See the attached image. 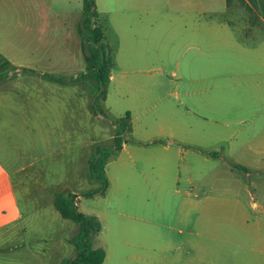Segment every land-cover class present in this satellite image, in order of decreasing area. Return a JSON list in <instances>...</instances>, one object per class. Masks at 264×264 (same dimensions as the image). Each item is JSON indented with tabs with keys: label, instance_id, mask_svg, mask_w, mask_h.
I'll return each instance as SVG.
<instances>
[{
	"label": "crops",
	"instance_id": "1",
	"mask_svg": "<svg viewBox=\"0 0 264 264\" xmlns=\"http://www.w3.org/2000/svg\"><path fill=\"white\" fill-rule=\"evenodd\" d=\"M244 1L264 26L262 0ZM96 3L100 18L106 16L116 34L118 47L117 51L110 44L116 66L108 82L118 92V100L109 104L108 90L104 105L109 115H116V120L130 114L132 125L123 149L106 166L108 178L109 168L116 164H120L125 174V159L136 161L133 152L137 161L145 162L147 170L151 168L157 176L168 170L179 179L176 170L188 155V143L200 137L206 140L202 143L204 149L217 147L212 152H203L208 161H217L223 168L232 169L235 175L249 178L252 196L257 188L264 190V36L259 42L242 37L236 26L225 18L230 8L228 0H96ZM82 15L83 0H0V148L3 149L0 153V241L8 234L17 235L23 229L26 232V227L21 228L23 219L30 223L45 208L42 204L40 208L30 206L28 214L31 215H24L23 190L15 181V172L26 167H20L24 162L19 161V154L12 157V139L18 131L25 140L29 135L33 138L35 130L39 132L36 124H50L51 117L60 121L55 123L56 132L64 131L61 127L64 115L73 122L81 117V108L76 107V101L80 102L76 81L60 83L44 75L69 76L75 80L86 73L87 63L78 32ZM101 25L105 32L104 24ZM124 48L125 68L117 74L116 52ZM170 74L185 75L187 82L182 93H179L182 84L165 82ZM34 75L45 79L36 89ZM172 98L174 102L170 101ZM60 117L63 118L60 120ZM139 134H151L154 141L142 144L146 141ZM3 138L12 141L5 144ZM59 142L63 144L64 140ZM146 147L152 150H145ZM28 149L19 148L21 157H25ZM74 152L70 147L54 155L60 157ZM93 155L87 160L89 171ZM45 158L35 159L41 170H48L41 164ZM30 161H25L28 169L33 167L30 165L34 159ZM70 162L74 164L75 159ZM138 168L141 170L140 165ZM109 182L111 185L110 178ZM62 193L80 195L74 189ZM225 204L226 200H222L220 210L213 212L170 214L179 220V235H190L188 242L163 240L156 232L159 224L156 220L160 221L161 215L125 214V232L130 235L125 234L124 243L138 251L128 262L264 264L262 235L252 230L237 235L239 228L241 232L258 223L243 210L240 199L234 201L233 210H225ZM254 206L261 208L258 204ZM253 214L264 216V210ZM195 219L203 221L195 223ZM225 220L231 221L230 226H236V234L230 232L221 242L193 240L194 235L224 231ZM136 235L137 243L128 241L130 238L136 241ZM107 261L106 252L103 264ZM119 262L120 258L114 264Z\"/></svg>",
	"mask_w": 264,
	"mask_h": 264
},
{
	"label": "rangeland",
	"instance_id": "2",
	"mask_svg": "<svg viewBox=\"0 0 264 264\" xmlns=\"http://www.w3.org/2000/svg\"><path fill=\"white\" fill-rule=\"evenodd\" d=\"M225 18L236 26L242 37H252V42H259L264 36V26L259 22V16L249 11L239 0L231 3ZM100 23L106 28L107 42L114 45V49L118 51L117 36L109 26L108 18L101 17ZM82 55L84 58L83 49ZM116 61L118 63L116 73L118 74L125 68V48L118 54L116 52ZM75 69L79 71L78 67ZM42 79L45 80L40 75H34L35 89L38 84H42ZM66 79L68 83L72 81L69 76H66ZM164 80L170 85L182 84L179 93L185 89L187 82L185 75L180 74L177 76L170 74ZM73 82L80 87L79 92L78 88L76 90V95H80V102L76 101V107L81 108L80 118L76 117V121L73 122L68 121L71 118L64 115L61 121L64 131L56 132L55 123L60 121H55L56 117L51 120V117L50 124H36L39 132L35 130L33 138L29 135V138L25 140L18 131V137L12 139L15 145V148L12 145V157L19 154V161L24 162L21 168H27L29 164L26 165V163L34 159V163H30V166H33L31 169L25 168L15 172V181L23 190L21 205L24 215H31L28 214L31 212L30 206L40 208L42 204L41 207L45 208L39 214L34 215L30 223L29 220L23 219L21 228L26 227V232L23 229V232L17 235L4 236V239L0 241V264H60L63 259L72 258L75 255L72 237L78 230V225L60 216L52 204L53 199L57 193L74 189L78 194L83 195L97 191L101 187V183L92 178L87 160L94 154L93 158L100 147H114L115 126L113 122L116 120V115H109L104 100L99 101L100 113L98 115L93 109L95 94L90 88L95 83L93 80L75 79ZM108 90L111 94L109 104H114L118 100V92L110 83L107 85ZM184 99L180 96V100L184 101ZM170 101L174 102V98ZM62 118L60 117V120ZM139 135L141 140L146 141L140 142L142 144L154 141V136H150L151 134ZM3 139L5 144L12 141ZM60 139L64 140L63 144L59 142ZM205 141L200 137L189 141L188 155L184 156L179 170H176L179 179L175 177L174 172L168 170H164L161 177L157 176L151 168L147 170L145 162H138L137 155L131 151L136 161L134 162L132 158L125 159V174L120 164L109 168V178L112 182L105 195L80 199L78 202L80 211L89 216L98 217L102 223V231L95 238L94 247H102L106 250L108 255L106 264H114L119 258L121 261L119 264H130L128 262L130 258L138 254L137 248L124 243L125 234L128 237L130 235L129 232H125V214L138 216L143 213H156L161 215L160 221L156 220L159 223L156 229L157 234L161 235L163 240L168 238L171 241L188 242L190 235H179L177 232V228L181 227L179 220L171 218L170 214L185 211H193L195 214L217 211L220 210L222 200H226L225 210H233L234 201L240 199L243 210L252 215L250 219L257 222L258 226L255 224L241 232L239 231L242 228H239L237 232L236 226H230L231 221L225 220L224 231L221 229L222 232L216 230L215 234L194 235L193 240L195 242H221L224 236L227 238L232 233L237 232V235H240L250 230L260 233L264 238V216L253 214L264 210V190L257 188V192L252 196L250 194L252 185H250L249 178L244 175H235L232 169L223 168L217 161H208L203 152H206L205 150L212 152L217 147L204 149L202 143ZM130 145L136 146L133 143ZM21 146L29 148L25 157H21L19 151ZM70 147L75 150L73 154L60 157L54 155ZM146 148L145 150H152L150 147ZM1 151H3L2 148H0V153ZM40 156H46L41 164L48 170H41V165L36 164L35 159ZM71 159H75L74 164L70 162ZM138 165L141 166V170ZM26 186H28V192ZM29 199L35 202L29 204L25 201ZM190 201L194 204H189ZM255 204L261 208H256ZM197 221L202 222L203 220H194L195 223ZM135 238L136 241L131 238L128 241L137 243V235ZM13 239L17 240L10 243ZM257 255L260 257L259 254ZM231 257L228 256V258Z\"/></svg>",
	"mask_w": 264,
	"mask_h": 264
},
{
	"label": "trees",
	"instance_id": "3",
	"mask_svg": "<svg viewBox=\"0 0 264 264\" xmlns=\"http://www.w3.org/2000/svg\"><path fill=\"white\" fill-rule=\"evenodd\" d=\"M234 0H228L229 6ZM249 11L244 0H239ZM264 4V0H262ZM82 38V49L87 63V71L77 77L78 80L91 79L95 83L90 86L95 94L93 109L100 113L99 101L107 97V84L111 78L112 71L116 66L115 53L107 42L104 28L100 23V14L97 9L96 0H83L82 21L78 28ZM34 72V71H32ZM44 77L60 82H66L65 77L44 75ZM71 80H74L72 78ZM115 126L114 147H100L90 161V173L93 179L101 183L97 191L88 192L83 195L73 193H60L56 196L54 205L61 217L70 220L78 225V230L73 236L75 255L72 258L64 259L60 264H103L106 259L104 248L94 247V240L101 232L100 221L80 211L78 199L82 196L93 198L96 195H105L109 189V178L106 166L109 160L118 155L127 142L128 135L132 132L131 115L127 114L122 119L114 120ZM242 169V168H239Z\"/></svg>",
	"mask_w": 264,
	"mask_h": 264
}]
</instances>
